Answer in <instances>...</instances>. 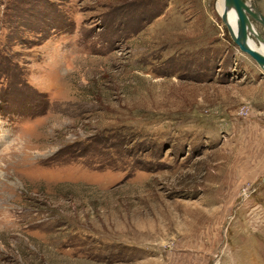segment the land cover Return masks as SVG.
<instances>
[{"label": "rangeland", "instance_id": "rangeland-1", "mask_svg": "<svg viewBox=\"0 0 264 264\" xmlns=\"http://www.w3.org/2000/svg\"><path fill=\"white\" fill-rule=\"evenodd\" d=\"M217 1L0 0V264H264V73Z\"/></svg>", "mask_w": 264, "mask_h": 264}, {"label": "water", "instance_id": "water-1", "mask_svg": "<svg viewBox=\"0 0 264 264\" xmlns=\"http://www.w3.org/2000/svg\"><path fill=\"white\" fill-rule=\"evenodd\" d=\"M224 3L227 6H233L238 20L236 35L233 36L229 32L233 43L242 53L248 55L264 73V55L255 51L248 43L254 28L251 20L259 22L264 27V18L257 10L247 5L245 0H224ZM256 39L264 42L259 34H256Z\"/></svg>", "mask_w": 264, "mask_h": 264}, {"label": "bare ground", "instance_id": "bare-ground-1", "mask_svg": "<svg viewBox=\"0 0 264 264\" xmlns=\"http://www.w3.org/2000/svg\"><path fill=\"white\" fill-rule=\"evenodd\" d=\"M216 11L219 17L221 18L222 23L226 26L228 31L233 36L236 35L238 20H237L236 12L233 6H227L225 5L224 0H218L216 4ZM248 43L251 46V48H253L255 51L264 55V43L263 42H261L258 46H256L249 39Z\"/></svg>", "mask_w": 264, "mask_h": 264}]
</instances>
